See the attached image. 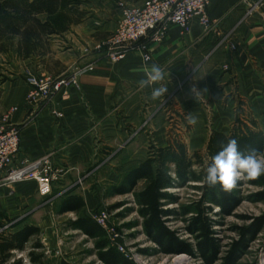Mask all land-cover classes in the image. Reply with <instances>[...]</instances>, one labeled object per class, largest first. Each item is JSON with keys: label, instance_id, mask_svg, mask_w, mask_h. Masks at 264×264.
<instances>
[{"label": "crops", "instance_id": "0c3cea01", "mask_svg": "<svg viewBox=\"0 0 264 264\" xmlns=\"http://www.w3.org/2000/svg\"><path fill=\"white\" fill-rule=\"evenodd\" d=\"M125 1L142 6L145 0ZM115 2L86 0L80 6L84 16L61 34L50 36L43 55L18 62L23 73L51 77L94 65L91 74L81 77L80 89L35 104L27 98L29 87L24 78L0 84V116L18 108L12 116V123L21 129L15 166L50 156L57 170L64 173L54 185L53 195H61L59 203L70 194L81 196L85 202L82 210L88 212L78 218L84 219H93L88 202L94 200L100 184L116 180L120 167L126 174L148 159V133L157 136L163 131L158 111L164 98L170 99L176 112H191L198 118L192 126L194 136L204 137V143L188 149L190 154H205L212 133L229 135L237 117L247 124L252 119L257 129L264 131V0H211L210 31L196 21L188 33L171 26L161 42L147 41L150 62L134 49L113 64L97 46L117 28L121 17ZM152 64L165 70L162 83L168 87V93L158 100L151 99V88L141 89L138 84L145 78L140 69ZM193 83L207 92L190 97ZM171 141H158L157 147H166ZM90 173L96 179L79 185L78 180ZM5 175L0 171V180ZM41 198L33 181L0 187L2 222ZM81 211L67 213L78 215Z\"/></svg>", "mask_w": 264, "mask_h": 264}, {"label": "trees", "instance_id": "16d2710c", "mask_svg": "<svg viewBox=\"0 0 264 264\" xmlns=\"http://www.w3.org/2000/svg\"><path fill=\"white\" fill-rule=\"evenodd\" d=\"M86 0H2L0 2V55L22 61L34 55H43L47 49L49 37L61 34L67 25L81 19L85 12L80 6ZM45 16V20H42ZM248 123L237 117L229 135L212 133L205 154H190L187 146L180 140L171 141L166 147H152L148 159L137 168L128 171L119 186L113 188V194H128L139 182L145 187L137 195L140 214L143 218V230L148 238L155 242L163 254L195 257L194 247L177 237L168 226V220L176 211L165 209V203L171 199L168 190L188 183L201 192V199L191 208L184 209L185 214L195 211L191 219L192 232L197 236V252L205 264H215L219 246L215 237V221L209 216L213 210L210 205L220 208V214L231 213L240 203L235 190L224 192L220 186L209 187L206 184V169L212 157L230 138H236L242 152L251 149L264 153V131L257 129L252 119ZM256 128V130L254 128ZM261 187L255 197L264 203V176L251 180ZM58 212H80L85 207L83 198L70 194L58 203ZM207 204H210L207 206ZM72 228L79 230L95 240L98 258L103 264H134L115 246L112 247L104 229L92 218H78L72 222ZM264 227V217L254 220L249 227L240 228V240L235 242L224 257L222 264H237L248 242L255 238ZM40 234L39 227L29 224H15L10 230L0 233V264H23L14 260L15 252L23 251L31 238ZM37 245L36 248H39ZM146 253V251H142ZM30 259L37 263L38 258L31 253ZM68 264V263H63Z\"/></svg>", "mask_w": 264, "mask_h": 264}, {"label": "rangeland", "instance_id": "374dc122", "mask_svg": "<svg viewBox=\"0 0 264 264\" xmlns=\"http://www.w3.org/2000/svg\"><path fill=\"white\" fill-rule=\"evenodd\" d=\"M124 1L116 0L114 5L118 10V4ZM124 4L128 5L126 1ZM128 6L136 7L137 5ZM19 61H21L19 58H0V84L16 77L25 79L28 71L23 73L18 69ZM32 73L39 77H50ZM182 86L186 87L187 83ZM172 108L170 99L164 98L158 111V115L163 119V131L161 135L159 133L157 136L154 133H148L150 139L148 156L152 147L159 146L160 142L158 143V141L167 142L178 139L189 150H192L194 145L204 143V137L195 138L194 127L189 125L185 119L187 114L183 110L176 112ZM145 125L147 126V123ZM148 132H154V130ZM126 171L120 167L117 170L118 178L116 180L103 182L98 186L94 200L88 202L92 216L97 215L102 209L109 212L110 224L122 237L127 255L134 264H205L196 249L198 243L196 233L190 230L191 219L195 216V211L192 210L189 214L184 213V209L191 208L195 202L201 199V192L194 187L199 184L188 183L168 190L171 199L165 203V209L176 211V213L169 218L167 226L177 234L178 238L190 243L196 252L195 257L182 254L185 255V258L178 261V257L182 255L163 254L160 247L144 233L142 222L144 220L139 212L141 206L137 202V195L145 187V182H139L137 187L128 194H113V188L121 183ZM91 173L85 174L83 184L90 183L91 179L96 177ZM240 183L241 185L236 188L235 193L241 201L231 213L221 215L218 206L207 204L213 209L209 216L215 221L214 232L219 246L215 264H222L233 244L240 240L238 229L249 227L254 220L264 217V203L258 202L255 197L262 188L249 180H242ZM60 199L61 195L53 194L42 197L37 203L31 204L11 219L6 217L3 222V217L0 214V228L3 227L4 230H10L15 224H32L40 229V234L31 238L23 251L15 252L12 261L19 260L23 264H103L95 249L96 241L81 231L74 230L71 225L78 217L85 215L88 210H82L78 215L75 213L60 215L58 212ZM37 245H40L39 248H36ZM142 251H146V253ZM31 253L38 258L37 263L31 261ZM237 264H264V227L255 238L248 242V246Z\"/></svg>", "mask_w": 264, "mask_h": 264}, {"label": "built area", "instance_id": "2783aa9c", "mask_svg": "<svg viewBox=\"0 0 264 264\" xmlns=\"http://www.w3.org/2000/svg\"><path fill=\"white\" fill-rule=\"evenodd\" d=\"M211 0H145L140 7H129L120 2V19L117 28L107 39L99 43L97 49L104 51L108 60L115 64L124 60L132 50H138L146 63L151 61L148 42L159 43L165 38L171 26H177L185 33L196 21L206 31L212 28L209 15ZM235 49V45L231 46ZM94 65L78 69L72 74L59 77H39L28 71L25 81L29 87L28 100L35 104L49 103L54 98L68 95L71 89H80L81 77L93 72ZM18 108L12 107L0 117V171L5 177L0 180V187H11L15 183L33 181L37 184L41 197L53 194L54 185L63 178V171L57 170L50 156L30 161L25 160L15 166V159L21 147V133L12 123V116ZM60 116V114H59ZM84 177L78 180L83 185ZM2 209L0 207V214ZM104 229L112 247L115 246L122 254L127 255L122 237L110 224V214L106 209L93 217ZM7 231L0 228V233Z\"/></svg>", "mask_w": 264, "mask_h": 264}, {"label": "clouds", "instance_id": "9594fccd", "mask_svg": "<svg viewBox=\"0 0 264 264\" xmlns=\"http://www.w3.org/2000/svg\"><path fill=\"white\" fill-rule=\"evenodd\" d=\"M140 70L143 71L145 78L138 81L139 87L141 89L151 88V99L158 100L168 93V87L162 83L165 79V70L161 66L152 64ZM203 92H207V89L200 90L193 83L188 95L196 98ZM185 119L192 126L198 123V118L191 112L186 115ZM261 176H264V153L251 149L245 154L240 150L238 140L230 138L212 157L206 169L205 181L209 187L219 185L222 191L231 192L240 181L256 180Z\"/></svg>", "mask_w": 264, "mask_h": 264}, {"label": "bare ground", "instance_id": "6f19581e", "mask_svg": "<svg viewBox=\"0 0 264 264\" xmlns=\"http://www.w3.org/2000/svg\"><path fill=\"white\" fill-rule=\"evenodd\" d=\"M184 258H185V255H182V256H179L177 260H178V261H179V260H183Z\"/></svg>", "mask_w": 264, "mask_h": 264}]
</instances>
